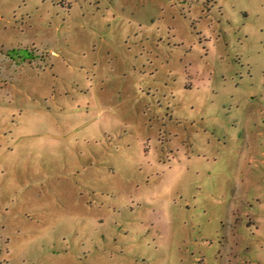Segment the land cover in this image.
<instances>
[{
    "label": "rangeland",
    "instance_id": "rangeland-1",
    "mask_svg": "<svg viewBox=\"0 0 264 264\" xmlns=\"http://www.w3.org/2000/svg\"><path fill=\"white\" fill-rule=\"evenodd\" d=\"M0 264H264V0H0Z\"/></svg>",
    "mask_w": 264,
    "mask_h": 264
}]
</instances>
